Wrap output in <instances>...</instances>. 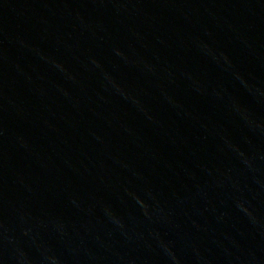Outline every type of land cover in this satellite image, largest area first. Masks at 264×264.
<instances>
[{"label": "water", "instance_id": "95a60500", "mask_svg": "<svg viewBox=\"0 0 264 264\" xmlns=\"http://www.w3.org/2000/svg\"><path fill=\"white\" fill-rule=\"evenodd\" d=\"M0 264H264V0H0Z\"/></svg>", "mask_w": 264, "mask_h": 264}]
</instances>
